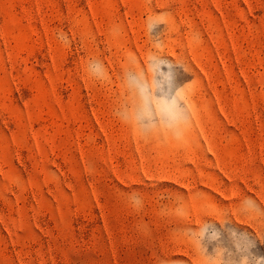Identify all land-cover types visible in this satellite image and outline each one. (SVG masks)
<instances>
[{
	"label": "rangeland",
	"instance_id": "rangeland-1",
	"mask_svg": "<svg viewBox=\"0 0 264 264\" xmlns=\"http://www.w3.org/2000/svg\"><path fill=\"white\" fill-rule=\"evenodd\" d=\"M152 55L174 128L134 119ZM201 229L264 256V0H0V264H205Z\"/></svg>",
	"mask_w": 264,
	"mask_h": 264
},
{
	"label": "clouds",
	"instance_id": "clouds-1",
	"mask_svg": "<svg viewBox=\"0 0 264 264\" xmlns=\"http://www.w3.org/2000/svg\"><path fill=\"white\" fill-rule=\"evenodd\" d=\"M167 13H153L146 18V30L150 36L156 34L160 25L166 26ZM67 40V34L63 33ZM97 67H99L97 65ZM148 68L151 72V79L147 76L138 78L130 75L129 83L138 90L140 105L134 113V119L141 129H151L157 125L166 128H174L178 125V112L181 104L174 94L171 98L161 95L163 86L175 78V66L165 58L155 55L149 57ZM136 203L139 205L140 201ZM224 233L214 229L211 234L206 235V230L201 229L198 234V242L201 245L200 251L205 257V264H224L225 246L223 242ZM228 242L232 244L235 254L239 257L238 264H264V256L252 252L255 247L253 241L246 233L238 232L236 229L227 231ZM209 246L212 251L209 252Z\"/></svg>",
	"mask_w": 264,
	"mask_h": 264
}]
</instances>
